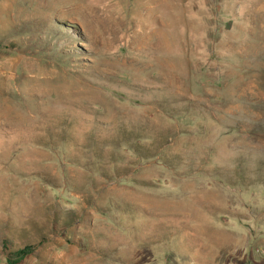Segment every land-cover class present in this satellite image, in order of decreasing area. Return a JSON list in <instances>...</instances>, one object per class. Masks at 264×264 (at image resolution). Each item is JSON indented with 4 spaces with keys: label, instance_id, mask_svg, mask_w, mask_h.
<instances>
[{
    "label": "rangeland",
    "instance_id": "rangeland-1",
    "mask_svg": "<svg viewBox=\"0 0 264 264\" xmlns=\"http://www.w3.org/2000/svg\"><path fill=\"white\" fill-rule=\"evenodd\" d=\"M0 264H264V0H0Z\"/></svg>",
    "mask_w": 264,
    "mask_h": 264
},
{
    "label": "trees",
    "instance_id": "trees-1",
    "mask_svg": "<svg viewBox=\"0 0 264 264\" xmlns=\"http://www.w3.org/2000/svg\"><path fill=\"white\" fill-rule=\"evenodd\" d=\"M27 249H29V248H26V249H24V250H20V251L18 252V254H19L20 256H22V255L24 254V252H25ZM8 260L10 261V259H8Z\"/></svg>",
    "mask_w": 264,
    "mask_h": 264
}]
</instances>
